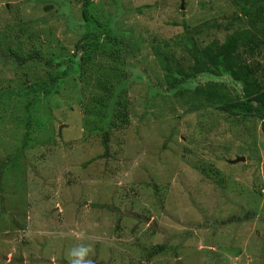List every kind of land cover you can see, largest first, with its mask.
I'll return each instance as SVG.
<instances>
[{
    "label": "rangeland",
    "instance_id": "obj_1",
    "mask_svg": "<svg viewBox=\"0 0 264 264\" xmlns=\"http://www.w3.org/2000/svg\"><path fill=\"white\" fill-rule=\"evenodd\" d=\"M54 1L44 8L53 0H0V30L20 34L24 53L42 57L29 70L0 57V95L20 110L19 119L0 126V264H79L80 246L91 248L85 260L92 264H264L261 123L239 124L217 109L219 81L241 86L218 70L183 68L194 62L185 55V29L173 26L185 19L199 46L223 42L251 30L240 0H89L97 21L118 22L116 31L129 33L133 59L88 62L102 68L89 76L80 64L67 69L86 31V0H67L63 10L57 6L66 0ZM155 48L180 79L191 78L181 89L169 90L173 79ZM240 51L252 82L262 83L264 47L250 57ZM93 80L108 87L94 96ZM128 80L106 146L93 129ZM237 158L245 161L230 163ZM157 245L167 247L164 254L141 259L142 248Z\"/></svg>",
    "mask_w": 264,
    "mask_h": 264
},
{
    "label": "trees",
    "instance_id": "obj_2",
    "mask_svg": "<svg viewBox=\"0 0 264 264\" xmlns=\"http://www.w3.org/2000/svg\"><path fill=\"white\" fill-rule=\"evenodd\" d=\"M68 3L69 1L67 0L65 2L63 1L59 3L57 7L63 10L65 6H68ZM240 3L242 4L241 19L244 18V20H246L247 24L251 26V30L242 29L234 33L232 32L225 37L223 42L214 40L206 46H199L197 41H195L193 38H190L191 32L186 25L185 19H183L181 23L174 22L173 26L182 25L185 29L184 32L187 34L186 39L188 40V42L186 41L187 48L185 49V55L190 54V58L194 62L193 65H188L187 67H183L182 65L181 67H196L218 70L220 72V78L229 77L232 84L240 85L241 91H236L230 88L226 81L223 80L218 82L220 83L219 86L222 87L223 93L222 104H217V109L221 113L227 115V117L234 118V122L239 124L249 119H255L259 121L264 134V81H262V83L252 82L254 71L250 70L249 66L247 65L248 61L244 59L243 53L240 51L241 48L243 51H249L250 54L248 55L250 57L254 53V49H258V47L262 46L264 47V0H240ZM90 5V1L86 0L84 9L82 11V17L84 19L86 31L74 46L77 53L73 54L70 59H68V73L73 72L77 65L80 64L83 75H98L102 72V68L98 66L96 69H93L90 67V65H88V62H101L110 55H114L122 60L121 55L123 54V61L125 63H132L133 59L130 57L131 47L127 40V38H130L129 33L124 31H116L119 30L118 22L109 21L106 23H101L100 21H97L95 16L89 11ZM54 6L56 5L55 1L53 0L52 3L46 5L44 8H52ZM162 8H160L159 4L160 11ZM118 10L121 11L120 8H118ZM124 12L126 13V11ZM180 13L182 16H185V12ZM185 33H182L181 36L183 37ZM18 39H20V34L13 35L11 32L0 30V57L6 58L8 61L7 63L10 61L17 70H29L33 64L40 66L42 64L41 54L34 51L29 54H25L21 45L17 41ZM134 44L138 46V40H135ZM165 55L166 56H164V51H162V49L155 48V57L158 59L160 67H162V69L160 68L161 71L165 72L168 77H172L173 79V83L169 87V90L172 91L175 89H181L183 86H185L183 83H188L191 78L186 75V77L184 76L182 79H180L179 76L173 72L174 66L169 65L170 63L168 59L165 60L168 56L166 53ZM185 55L181 57L184 58ZM29 57L31 60H33V58H35V60L31 61ZM54 60L55 59L52 58L51 54V58L46 65H51ZM58 65L60 64H57V66ZM175 67L180 68V65L177 64ZM113 69H116V67H113L109 72L112 73ZM256 72L258 73L257 69ZM105 76V79H108V73H105ZM90 82L94 96L108 87V83L106 81L93 80ZM53 84L55 85V82ZM129 88V80L123 82L117 87L115 94L109 100V105L103 107L106 115L104 114V117L102 118L101 127L93 129L97 132L103 133L106 146L108 141L106 136L109 134L110 129L112 128V126H110V120L113 114L115 103L117 101V95L123 90ZM58 91L59 88L56 90V92ZM8 98H11V96L8 97V94L2 96L0 95V126L2 124L14 123V121L19 119L17 116L18 114L16 113H18L20 110L10 100H8ZM216 102L218 101H215V103ZM87 122L89 121L87 120ZM30 128L31 125L28 123L27 132L24 137V140L26 141L29 139ZM5 132L10 136L15 135L14 128L13 132ZM5 164L6 163L3 164V167ZM203 170L205 171V169ZM96 207H103V205L96 204ZM248 215L246 214V216ZM166 248L167 247L163 245L142 248L141 259H144L145 257L148 262H151L155 256L164 254Z\"/></svg>",
    "mask_w": 264,
    "mask_h": 264
},
{
    "label": "clouds",
    "instance_id": "obj_3",
    "mask_svg": "<svg viewBox=\"0 0 264 264\" xmlns=\"http://www.w3.org/2000/svg\"><path fill=\"white\" fill-rule=\"evenodd\" d=\"M182 5H181V8H182ZM79 249H80V252H79V257H80L79 264H92V262L90 260H85V257L91 251V248L90 247H85V246H80Z\"/></svg>",
    "mask_w": 264,
    "mask_h": 264
},
{
    "label": "water",
    "instance_id": "obj_4",
    "mask_svg": "<svg viewBox=\"0 0 264 264\" xmlns=\"http://www.w3.org/2000/svg\"><path fill=\"white\" fill-rule=\"evenodd\" d=\"M182 8L184 9V6L182 5ZM240 161H245V158H237L236 160H234V161H231L230 163H238V162H240Z\"/></svg>",
    "mask_w": 264,
    "mask_h": 264
}]
</instances>
